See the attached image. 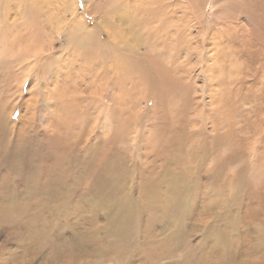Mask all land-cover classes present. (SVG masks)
Wrapping results in <instances>:
<instances>
[{
    "label": "rangeland",
    "instance_id": "obj_1",
    "mask_svg": "<svg viewBox=\"0 0 264 264\" xmlns=\"http://www.w3.org/2000/svg\"><path fill=\"white\" fill-rule=\"evenodd\" d=\"M2 2H0V8L5 9L4 0ZM62 2L69 8V11L63 16L64 19H59L60 12H57L60 11L59 7ZM29 3L32 4L26 0L18 13L10 12L4 16L0 13V54L5 53L0 56V116L4 119L0 123V206L10 203L9 199L14 197L22 205L26 204L27 212L23 218L24 221L22 218L19 221V226L22 225L20 228L14 223L13 213L10 218L6 217L9 221L5 220L0 224V258H4L0 262L4 261L6 264H64V253L61 252L59 258L55 260L53 259L54 252L50 247L62 245V242H65L66 244L62 246L64 251L65 246L76 242L73 240L75 238H72L73 232L76 229L77 231L85 230V228H78L75 220L78 217L69 215L68 218L73 227L67 228L63 235L58 237L59 239L50 235H46L45 238L38 236V243L43 240V246L40 249H37L40 243L38 244L33 237H26L24 229L27 221L29 224L31 220L28 215L34 211L43 209L42 212L45 215L50 213L51 209L58 208L59 201L55 198L58 197L57 194L63 192L61 187L72 191L73 196L79 191H93L89 190L92 187L84 184L87 175H81V173L90 171L95 161L87 155L88 148L82 140L83 137L77 139L76 134L79 135L81 129L83 132H88L94 127L95 122L93 121H96L98 112L101 118L97 120L98 127L95 132L105 133L112 127L119 113L117 126H120L122 122L123 134L116 143L117 158L115 160L118 166L126 175L137 177L136 169L139 167L144 173L151 175L149 162L154 156H145L147 140L144 139H147L150 130L154 131L150 127L154 124L153 120L159 111L157 108L161 105V108H171V111H181L184 107L187 114L200 120L199 125L203 123L207 136L211 135V131L216 128L219 133H226L227 129L233 131V137L222 147L220 153L224 150H232L235 156L227 170L241 171V175H244V185L238 192V204L233 205L232 203L231 206L228 204L226 210L231 212V217H235L239 222L231 229V237H235H233L232 251L235 252V247L238 246L240 252L230 262L222 263L212 257L209 263L264 264V212H261L264 211V0H128V2L127 0H45L46 4L54 8V14L57 13L59 17L57 21L60 22L55 23L53 19L45 26H42L41 20L44 15H48L46 5L41 10L43 15H39L35 14L36 12ZM97 4L103 6L102 10H97L99 8ZM86 5L91 6L92 10L87 9ZM244 5H249L250 9L247 13L250 14L245 13ZM74 7L79 15L73 12ZM125 11L129 12L126 14ZM257 17L260 19L259 22L255 21ZM131 19L133 23L135 22L134 24ZM70 21L86 27L81 31L79 38L68 31ZM108 22L111 23L109 29L112 28L115 33L118 45L135 47L137 52V56L135 55L137 58L128 53H122V56L119 53L117 58L121 56L122 60L118 59V70L114 69V72L118 71L114 75L115 80L104 73V69L110 65L106 53L107 48L103 47L106 42H109L106 31L108 27H105L106 30L103 29ZM83 33L89 36L81 38ZM90 33L95 35H92L95 40H90ZM152 33L153 35H150ZM16 36L19 38L21 36L23 42L20 43L19 40V42L5 43L8 38L12 40ZM75 42V45L80 48L76 51L81 55V61L76 60L71 54V49L78 48L74 45ZM100 45L101 47H98ZM3 46L5 50L7 49L6 51ZM26 47L29 48L26 49ZM28 50L31 51L28 52ZM149 59H152L151 62ZM134 61H136L135 64ZM172 65L179 68V72L175 73L176 78L174 75H169L175 78V85H178L175 91L178 93H174L175 96L171 97L162 96L163 83L157 76ZM82 67L85 70L80 75L79 71ZM156 67H158L157 70ZM96 71L101 74L102 80L93 79ZM110 81L116 91L109 84ZM114 91L115 94L112 95L111 92L114 93ZM98 93H102L99 99L96 95ZM124 95H126L125 98ZM130 103L132 106L129 109ZM67 111L70 112L69 115ZM110 112H113L111 120L107 115ZM195 125L192 124V126ZM124 133L127 134L124 135ZM162 141L163 139L158 140L157 143ZM68 145L70 148H67ZM160 155H163V151ZM104 160L106 159L103 158L102 161ZM84 163H86L85 167ZM167 165L173 169L170 162H167ZM200 176L197 175V178ZM222 177L225 178L224 175H212L216 188V183L220 185L218 181H221ZM203 179L194 184V191L201 193L203 187L200 185H208V182ZM135 184L136 182L134 186ZM136 195L134 191V196ZM211 195L210 192L209 197L213 199L214 195ZM187 202L194 204L195 195H189ZM73 204L78 203L72 200L70 205ZM198 210L199 206L197 209H189L185 213L187 218L184 221L194 217L197 222V218H201L200 225L204 222L210 229L215 224L222 227L221 224L225 222L221 218H216L218 222L212 221L207 214H199ZM53 217L56 219L55 214ZM67 219L64 220L65 224ZM56 220L58 222L59 219ZM100 223H103L102 215L96 219V224ZM189 230L193 232L192 228ZM47 238H50V241ZM28 242H30L29 245ZM213 243V238H210L208 244L213 245ZM191 244L193 247L199 244L206 251L210 250V246L202 241L201 232L194 234ZM198 248L194 249L195 255L202 253ZM122 249L120 253L116 250L114 255L101 260L100 263L119 264L124 261L125 252L122 254ZM79 256L83 262L76 264H95L86 261V256ZM168 261L169 259H164L157 264H167Z\"/></svg>",
    "mask_w": 264,
    "mask_h": 264
},
{
    "label": "bare ground",
    "instance_id": "obj_2",
    "mask_svg": "<svg viewBox=\"0 0 264 264\" xmlns=\"http://www.w3.org/2000/svg\"><path fill=\"white\" fill-rule=\"evenodd\" d=\"M2 1L3 0H0V2H2ZM28 1H30L32 3V4H30V3L29 4L34 9V11L36 12V13L35 12L34 13L35 14L38 13L39 15H43L41 13V10H42L43 6L46 5V11H47L48 15H46V16L44 15V18H42V20L38 18V20H41L42 26L47 25L49 22L53 21V19H54L55 23H60L59 21H57L59 18L57 13L60 12L61 17L59 19H61V18L64 19L63 16H65L66 12L69 11V8H67L65 6L64 2H62L60 4V7H59L60 11H58V9H57L58 12L55 15L54 14L55 13L54 8H52L48 4H46L45 0H28ZM4 2H5V4H4L5 9L0 8V13H2L1 15H3V16L10 14V12L18 13V11H20V8L25 5L26 0H4ZM127 2H128V0H127ZM1 4H3V2ZM12 5H14V7H11ZM97 6L99 7V8H97L98 11L102 10L103 6H101L100 4H97ZM162 7H164V6L162 5ZM244 8L246 10L245 13H247L250 9L249 5H244ZM52 9H53V12H51ZM87 9L92 10L91 6H87ZM72 10L75 13V15H79V12L77 11V9L75 7ZM113 11H115V10H113ZM128 12L129 11H127L126 14ZM162 14H164V13L162 12ZM247 14H250V13H247ZM115 16H116V14H115ZM152 18L153 17H151V19ZM8 19H9V17H8ZM4 21H3V23H4ZM120 21H121V19H120ZM132 21L133 20L131 19V22ZM161 21H163V20H161ZM255 21L259 22L260 19L257 17V18H255ZM110 24L111 23L108 22L106 24V26L103 25L104 26L103 29L106 30L107 27L109 29ZM177 24H179V23H177ZM125 25L126 24H124V26ZM138 26H140V25H138ZM156 27H158V26H156ZM63 28H64V26H63ZM67 28H68V31L70 32V34H72L78 38L80 37L81 31L86 29V27L84 25H79L77 23L73 24L71 21H70V24L68 25ZM108 29L106 31H107L109 42H106V44L103 47L107 48L106 53H107V58L109 59L108 63L110 65L107 66L108 70L104 69V73L108 74L111 78H113L115 80L116 77L114 75L117 74L118 71L116 73V72H114V69L118 70L117 69V63L119 62L118 59L122 60V58H121L122 53H124V54L128 53L131 56H135L137 54V52H136V48L132 47V46L120 47L118 45V42L116 41L117 37H116L115 33L113 32L112 28L109 29L110 31ZM119 29H121V28H119ZM123 29H125V28H123ZM126 29H127V27H126ZM42 30H43V28H42ZM48 30H49V28H48ZM87 30H89V29H87ZM10 31H12V30H10ZM65 32H66V36H67V29L65 30ZM86 32H90V31H86ZM122 32H123V30H122ZM125 32H127V31H125ZM170 32H172V31H170ZM143 33H144V31H143ZM90 35H91L90 40H93L94 39L92 37L93 34L90 33ZM121 35H123V34H121ZM150 35H153V33ZM88 36L89 35H87L86 33H83L81 38H87ZM93 36H95V35H93ZM37 38H39V36ZM9 39L10 38H8V40L6 42L5 41L4 42L5 43H8L10 41L19 42V40H20V43L23 42V39L21 36H20V38L16 36V38H13L12 40H9ZM35 40H37V39L35 38ZM43 41H45V40H43ZM153 41H154V39H153ZM142 42H143V39H142ZM97 43L99 44V42H97ZM103 43H105V41ZM144 43H146V42L144 41ZM75 44H76V42L74 43V45ZM68 45H70V44H68ZM135 45H136V43H135ZM33 46H35V45H33ZM69 47L70 46H68V48ZM76 47H78V46H76ZM98 47H101V45ZM143 47H144V45H143ZM27 48H29V47H26V49ZM6 50L4 47V51H6ZM71 50H72L71 54L73 55V57L76 58V60L81 61V55L77 52L80 50V48L79 47L76 49L73 48ZM30 51L28 50V52H30ZM145 51H147V50H145ZM103 52H104V50H103ZM119 53L121 54V56H120L121 59L117 58ZM3 54H5V53H3ZM3 54L1 53L0 56H3ZM66 54H68V53H66ZM16 56H17V54H16ZM78 57H80V58H78ZM105 57H106V55H105ZM36 58H38V57H36ZM44 58H45V56H44ZM150 58H151V56H150ZM154 58H156V57H154ZM151 60L149 59L150 62H151ZM31 61H32V59H31ZM154 61H156V60L154 59ZM34 62H36V61H34ZM39 62H40V59H39ZM135 62L136 61H134L133 63L135 64ZM56 63H58V62H56ZM145 63H146V61H145ZM42 65H44V64H42ZM74 65H76V64H74ZM141 65L143 66V64H141ZM152 65H153V63H152ZM172 66L170 68H165L164 71L162 72V74L160 73L157 76V78H159V80L163 83V87L161 89L163 92V94H161L162 96H166V95L168 97L169 96L170 97L175 96L174 93L177 92L175 90H176V86H178V85H175L176 83L174 81H175V78L177 75V74L175 75V73L179 72V68L176 66H173V67ZM39 68H41V67H39ZM79 68L80 67H78V69ZM130 68H129V70H130ZM157 68L158 67H156V70H157ZM84 70L85 69H83V67H82L81 70L79 71V74L82 75L83 74L82 72H84ZM107 71H108V73H107ZM119 71L122 72V70H119ZM96 72L97 73L95 74V77L93 76V79L99 78L102 80V77L100 76L101 74L98 71H96ZM124 72H126V71H124ZM148 72H150V71H148ZM169 75H171V76L174 75L175 78L173 79V78L169 77ZM83 77H84V75H83ZM200 78H201V76H200ZM178 80H180V79H178ZM107 81H108V79H107ZM109 84H111L112 88H114L111 81L109 82ZM177 84H179V83H177ZM21 86H22V84H21ZM7 87H9V86L7 85ZM103 87H105V86H103ZM159 88H161V87H159ZM113 90L116 91L115 88ZM60 91H62V89ZM82 91H83V89H82ZM110 91H112V90H110ZM115 91H114V93L111 92V94L114 95ZM101 94L102 93L96 94V95H98L97 99L101 98ZM122 96H123V94H122ZM125 96L126 95H124V98H125ZM115 97H117V95ZM120 97H121V95H120ZM4 98H5V96H4ZM167 102H166V104H167ZM92 103H93V101H92ZM126 104H127V102H126ZM157 104H158V102H157ZM121 106H122V104H121ZM130 106H132L131 103L129 105V109H130ZM185 106H187V105H185ZM149 108H150V106H149ZM175 108H176V106H175ZM157 109L159 111L156 113L155 119L154 118H153L154 120L152 119L154 121V124L150 127L151 129H154V131L150 130L148 136L146 135L147 139H144V140H147L146 144H145V151H144L145 156L146 157L150 156V155L154 156V158L149 162L150 168H151V175L144 173L143 170L140 169V167L136 169V173L138 175L137 177H134L133 175H126L123 173V171L118 166V164L115 160V158H117L116 143H117L118 138L121 136V134H123L122 122H121L120 126H117L120 115L118 113V117H117L116 121L112 123V127L107 132H105V133L100 132L99 133V132H95V130L98 127L97 126V124H98L97 120L99 117L101 118L100 113L98 112L99 115H98L97 119L95 118L96 121H93V122H95L94 127H92L88 132L87 131L83 132L82 129L81 130L79 129L80 134L79 135L76 134L77 139H81L83 137L82 140L84 143H86L85 145L88 148L87 155H90L91 158L95 161V162L93 161L94 165L90 171H88V172L85 171V173L83 171L81 173V175H87L85 177L86 180H85L84 184L86 186L92 187L89 190H93V191H88V190H84L82 192L79 191L75 196H73L72 191L66 190L63 187H61V190L63 192L61 194H57L58 197L55 198L56 200L59 201V205H58L57 209H53V210L51 209L50 213L48 212V214H45V215L42 212L43 209H38V210L34 211L33 213H31L30 215H28V218L31 220H30L29 224H28V221L25 224L24 231L27 234L26 237L30 236V237L35 238L37 243H38V241H37L38 236H40V238H43V237L45 238L46 235H50V236L54 237L55 239H57L59 236L63 235V233L65 232V230L67 228L73 227V225L71 224L70 218H68L70 215L71 217H78L75 219L77 222L78 228H85V230L84 231H77V229H76V231L73 232L72 238H75L73 240H75L76 242L65 246L64 247L65 252L63 251V247H62L64 244H66L65 242H62L63 243L62 245H52L50 247V249L54 252L53 253V259H55V260H57L59 258V254H61V252L64 253V257H65V263L64 264H76L77 262H83V259L79 255L86 256V258H87L86 261H88V262H93L95 264H101L100 263L101 260H105L109 256L114 255V252L116 250H118V253H120L121 248H123L121 253L123 254L125 252V257H124V261L120 262L119 264H135V262H137L136 264H157L164 259H169L167 264H210L209 262L212 261V257H215L216 259H218L219 262H222V263L224 261L230 262L234 257H236L237 254H239V252H240V248L237 246V247H235L236 251L235 252L232 251L233 250L232 243L234 242V240H233L234 236L231 237V229H233L234 225L236 223L238 224L239 222H237L235 217L234 218L231 217V212H227L226 210L228 209V204L230 206L232 203H233V205L238 204V196H239L238 192L240 191L241 186L244 185V181H243L244 175H241V171L236 172V170H235V172H234V171H230V170L228 171L227 170L228 165L232 162V160H234L235 153L232 152V150L231 151L229 150L230 152L228 150H224L223 152L220 153V150L222 149V147L228 143L230 138L233 137V131L232 130L230 131L227 129L226 133H224V132L219 133L218 130H216L217 129L216 128V129H213L211 131V135L207 136V135H205V133L207 131L205 132L206 128H204V125H202L203 123L202 124L200 123V125H199L200 120H197V119L191 117L189 114H187V111L185 110L184 107L181 108V111H177V110L171 111L170 110L171 108L170 109L165 108V107L161 108V105L158 106ZM134 110H135V108H134ZM64 111H66V110H64ZM67 113H68V111H67ZM69 113H68V115H69ZM112 113L110 112L109 114H107L109 116L108 118L110 120L112 117ZM122 114H123V112H122ZM122 114H121V116H123ZM131 114H133V113H131ZM142 115H143V113H142ZM143 117H144V115H143ZM134 118H135V116L133 117V119ZM139 118H140V116H139ZM129 119L130 118H128V120ZM1 120H4V119H2L0 116V123H1ZM106 120L107 119H104V121H106ZM110 120H107L106 122L109 123ZM192 124L193 125L196 124V125L192 126ZM80 126H81V124H80ZM127 130H128V128H127ZM126 134L124 133V135H126ZM210 137H211V139H210ZM162 139H163V141L158 144L157 143L158 140H162ZM73 144H75V142H73ZM67 148H70V145H68ZM70 151L71 150H69V152ZM161 151H163L162 156L160 155ZM263 155H264V147H263ZM103 158L106 159V160H104L105 162L102 161ZM131 160H133V159H131ZM103 162L105 163L104 165H103ZM167 162L171 163V165L173 166V169L167 165ZM85 165H86V163H84V167H85ZM205 165H207L206 168H205ZM130 168H131V166H130ZM90 175H92V176H90ZM197 175H201V176L199 178H197ZM212 175H224L225 176V178L222 177L223 179H220L221 181H218L220 183V185L218 183H216L217 188L214 186V182H213L214 179L212 180ZM201 179L207 181L208 185H206V186L204 184H203L204 186L200 185L201 187H203V191L201 193H199L198 191H194L193 187L195 186L194 184H196L197 182L199 183L201 181ZM3 180H2V182H3ZM135 182H136V184L134 186ZM215 182H216V180H215ZM134 191H136V193H137L136 196H134ZM210 192L212 195H214L213 199L209 197ZM88 195H90V197H88ZM189 195H195L196 202L194 204L187 202ZM222 195H224V196H222ZM72 200L76 201L78 204H73L71 206L70 203ZM192 200L193 199H191V201ZM9 201H11V202L6 204V205L3 204L0 206V224L2 222H4L5 220H8V219H6V217L10 218V215H12V213H13L14 214L13 215L14 216L13 217L14 223L16 226L17 225L19 226V221H21L20 219L22 218V221H24L23 218L27 215V212L25 210L26 204L22 205L18 200H15L14 197L9 199ZM198 206H199V210H198L199 214H201V215L207 214L208 217H210V219L212 221L218 222L216 220V218L217 219L221 218V220L224 219L225 222H224V224H221L222 227H220L218 224H215V225H212V227L210 229L208 227V224H205L204 222H202V225H200L201 218H197V222H195L196 220L194 219V217L191 218L190 220L187 219V221H184V219L187 218L185 213L188 212L189 209L190 210L193 208L197 209ZM69 207H70V210H68ZM260 211H261V209H260ZM9 212H11V213L8 214ZM261 212H264V211H261ZM227 213H228V215H227ZM54 214L56 215L55 218L59 219L58 222L56 219H54V217H53ZM61 214H62L63 218L61 217ZM224 214H225V218H223ZM99 215L103 216V223L96 224V219ZM65 219H67L66 224L64 222ZM12 220H11V222H12ZM141 220H142V223H141ZM22 223H24V222H22ZM20 227H22V225L19 226V228ZM19 228H17V229H19ZM189 228H192L193 232H192V230H189ZM55 229H57V230L55 231ZM235 229H237V228L235 227ZM14 230H16V229L14 228ZM21 230H22V232H24L23 228ZM203 231H205V233ZM207 231H209V232H207ZM196 232H201L202 241H204L207 245H209L208 243H209L210 238H213L214 243H213V245H209L210 246L209 251H206L199 244H195V247L192 246V244H191L192 237L194 236V234ZM5 233H6V231H5ZM206 233H208V234H206ZM23 236H25V235H23ZM50 238H47V239L49 240ZM26 239H24V240H26ZM61 241H62V239H61ZM33 242H35V241H33ZM24 243L26 244V242H24ZM29 243L30 242H28V245H29ZM39 243H40V241H39ZM42 243H43V240L39 244L37 249L42 248L41 247V246H43ZM46 243H47V241H46ZM33 246H35V245H33ZM23 247H25V245ZM196 247L197 248L199 247L198 249H201L202 253H200V254L197 253V255H195L194 249ZM34 248L36 249V247H34ZM26 251H27V249H26ZM33 254H35V253H33ZM45 254H46V252H45ZM27 255H28V253H27ZM31 256H32V254H31ZM50 256H51V254H50ZM35 258H36V256H35ZM1 259H4V258H0V260ZM3 263H4V261L0 262V264H3ZM4 264H6V263H4Z\"/></svg>",
    "mask_w": 264,
    "mask_h": 264
}]
</instances>
